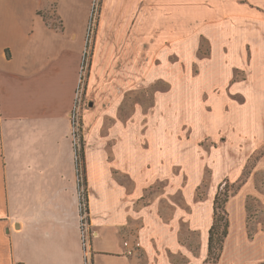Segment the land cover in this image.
<instances>
[{"label": "crops", "instance_id": "1", "mask_svg": "<svg viewBox=\"0 0 264 264\" xmlns=\"http://www.w3.org/2000/svg\"><path fill=\"white\" fill-rule=\"evenodd\" d=\"M249 1L264 9V0ZM212 3L102 0L85 79L116 85L121 70L140 75L160 53H168L161 49L170 47L169 40L183 54V39L199 35L200 7ZM91 7L92 0H0V264H177L186 253L178 225L168 237L160 233L161 207L153 204L146 207L154 224L145 227L139 241L141 256L127 253L132 245V181L126 186L121 177H111L103 159L89 152L85 129L84 243L82 177L71 113L84 80ZM211 16L206 11L203 20ZM262 28L250 38L257 46L250 62L264 72V24ZM250 84L264 94V81L251 79ZM139 137L135 144L148 152L145 175L135 177L136 188L142 189L153 179L147 163L152 164L155 148L137 144ZM244 188L226 202L229 226L219 259L208 262L212 218L200 232L193 264H264V231L248 234Z\"/></svg>", "mask_w": 264, "mask_h": 264}, {"label": "rangeland", "instance_id": "2", "mask_svg": "<svg viewBox=\"0 0 264 264\" xmlns=\"http://www.w3.org/2000/svg\"><path fill=\"white\" fill-rule=\"evenodd\" d=\"M101 4L92 0L84 80L71 113L74 144L82 135L85 145V129L89 152L103 159L111 177H121L126 186L132 181V244L154 224L146 210L153 204L161 207L158 225L164 237L179 227L186 253L177 264H193L220 186L227 187L229 199L245 185L248 234L263 232L264 94L250 83L264 81V72L251 67L257 46L250 38L263 30L264 9L249 0H213L200 7L199 35L183 39V54L169 40L170 47L161 49L168 53H160L140 75L121 70L120 84L93 85L85 77ZM206 11L210 20H203ZM138 136L137 144L156 149L147 163L153 179L142 189L135 177L145 175L148 152L135 144ZM139 249L132 256L140 257Z\"/></svg>", "mask_w": 264, "mask_h": 264}, {"label": "trees", "instance_id": "3", "mask_svg": "<svg viewBox=\"0 0 264 264\" xmlns=\"http://www.w3.org/2000/svg\"><path fill=\"white\" fill-rule=\"evenodd\" d=\"M94 9V7H93ZM89 47V45H87ZM87 47V49H88ZM86 53L87 54V50ZM75 124V122H74ZM79 131H82V124L79 128ZM76 148V164H77V170H78V177H82L83 183H81V180L79 181L80 189H82L83 194V201L87 203V193H86V182L84 177V139L83 136L80 135L79 138V144H75ZM84 187H83V186ZM230 193L227 190V187H224L223 189L220 187L214 197L213 200V222L209 229V236H208V262L214 263L216 260L219 259L222 250H223V244L225 237L228 233V226H229V214L226 209V202L228 200ZM81 199V203H83ZM85 209L88 212V208L85 205ZM82 211V209H81Z\"/></svg>", "mask_w": 264, "mask_h": 264}, {"label": "built area", "instance_id": "4", "mask_svg": "<svg viewBox=\"0 0 264 264\" xmlns=\"http://www.w3.org/2000/svg\"><path fill=\"white\" fill-rule=\"evenodd\" d=\"M80 199H82L83 201V194H82V189H80ZM85 205L87 206L86 202L83 201V203H81V214H82V219H81V230H82V235L84 237V243L86 242L85 240V236H86V228L88 226V220H87V211L85 209ZM125 246H128V242L125 241L124 242ZM140 247V242L136 241L135 243H133L131 245V247L129 249H127V253L131 254L132 251L137 250ZM17 264H22V263H17Z\"/></svg>", "mask_w": 264, "mask_h": 264}]
</instances>
